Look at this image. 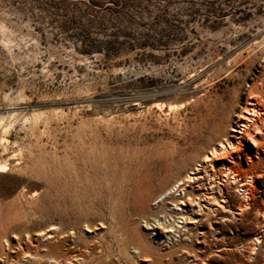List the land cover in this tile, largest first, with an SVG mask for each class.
Instances as JSON below:
<instances>
[{"label":"rangeland","instance_id":"rangeland-1","mask_svg":"<svg viewBox=\"0 0 264 264\" xmlns=\"http://www.w3.org/2000/svg\"><path fill=\"white\" fill-rule=\"evenodd\" d=\"M263 32L264 0H0V115H16L0 223L16 261L132 264L120 249L140 234L154 254L137 264H264V234L250 251L264 177L245 208L236 184L220 185L238 212L205 218L199 239L167 247L144 227L154 198L219 140L209 111L230 123L245 106Z\"/></svg>","mask_w":264,"mask_h":264},{"label":"bare ground","instance_id":"bare-ground-1","mask_svg":"<svg viewBox=\"0 0 264 264\" xmlns=\"http://www.w3.org/2000/svg\"><path fill=\"white\" fill-rule=\"evenodd\" d=\"M256 43L263 47L261 50L263 53L262 61L258 75L254 76L248 86L245 106H241L238 112L233 115L230 123L228 122V115H224L223 112L216 111V120L214 114H212L215 112L209 111V116L204 119V122L206 125L214 122L216 130L220 131L219 140L210 146L182 177L177 178L173 184L154 198L155 202L153 204L156 205L153 207L155 210H152L154 217L150 218L151 221L148 223L145 222L144 227L150 230L154 236L164 235V240L161 239L166 241L164 244L166 246L170 244V247H177V243L182 242V240L190 242L191 238L196 240L197 237L199 239L198 237H201L205 232L202 229L205 227V218L208 219L211 215L220 216L219 219L224 218V220L234 218V213L237 214L236 212L238 211L234 212L230 209L228 205V197L230 195L224 192L220 185L231 186L236 184L233 198L237 196L238 205L245 208L250 205L251 202L249 200L255 194L254 179L264 177V32ZM240 55L238 54L237 57L240 58ZM172 106L169 105V107ZM14 116L16 115L12 112L7 114V116L0 115V173L7 171L11 164L16 168V162L14 163L13 161L16 159V154L9 158L2 157V153L6 151L9 143L3 133L7 132L11 126V121L7 123L5 119L7 117L13 118ZM174 147L173 150L170 149L167 156V158L171 157V160L173 159V153L177 150ZM38 150L40 149L38 148ZM241 155L245 159L243 163L239 161ZM54 157V154H52V159L50 160L52 164ZM55 171L62 173L63 166H58ZM219 177H221V181H219ZM204 184H206V187L202 189L201 185ZM36 194L34 193L33 195ZM214 204L218 207H213ZM84 227L87 230V225ZM262 234H264L262 230L255 231L252 244H250L252 253L257 247H261ZM133 238L134 246L131 247V250L121 246L122 249L120 251L122 250L124 256L133 261L132 264H137L134 261L135 258L147 261V258L154 254L151 247L142 235H134ZM16 240V232H9L8 228L0 223V264H7L9 259L12 260L11 257H13V260L10 261L11 264H27L29 258L33 257L28 250H22L20 253L21 257L16 261V253L19 252V247L16 252V246L13 243ZM171 241L174 244L171 245ZM185 251L184 249L183 252ZM143 252L146 254L145 257L141 256ZM166 255L170 257L171 253ZM78 259L80 258L75 260ZM54 262L56 263V261Z\"/></svg>","mask_w":264,"mask_h":264}]
</instances>
